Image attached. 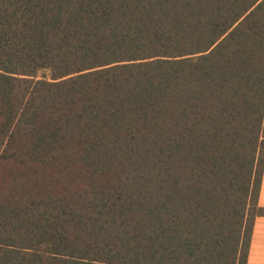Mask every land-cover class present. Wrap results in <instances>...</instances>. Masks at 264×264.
Listing matches in <instances>:
<instances>
[{"label":"trees","instance_id":"obj_1","mask_svg":"<svg viewBox=\"0 0 264 264\" xmlns=\"http://www.w3.org/2000/svg\"><path fill=\"white\" fill-rule=\"evenodd\" d=\"M261 125L264 0H0V264H246Z\"/></svg>","mask_w":264,"mask_h":264},{"label":"crops","instance_id":"obj_2","mask_svg":"<svg viewBox=\"0 0 264 264\" xmlns=\"http://www.w3.org/2000/svg\"><path fill=\"white\" fill-rule=\"evenodd\" d=\"M258 207L264 209V173L258 196ZM246 264H264V215L254 220Z\"/></svg>","mask_w":264,"mask_h":264},{"label":"rangeland","instance_id":"obj_3","mask_svg":"<svg viewBox=\"0 0 264 264\" xmlns=\"http://www.w3.org/2000/svg\"><path fill=\"white\" fill-rule=\"evenodd\" d=\"M244 91L246 92L247 89L245 88ZM258 137H259V139H258L259 142L258 143L260 144L259 147H260V150H261L262 146H264V144H261V141L264 140V125L260 126V129L258 131ZM262 152H264V151H262Z\"/></svg>","mask_w":264,"mask_h":264}]
</instances>
